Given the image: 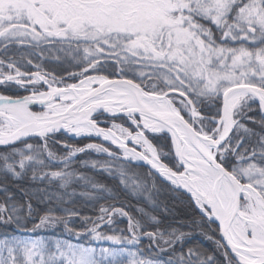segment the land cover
I'll return each instance as SVG.
<instances>
[{"label": "snow or ice", "instance_id": "1", "mask_svg": "<svg viewBox=\"0 0 264 264\" xmlns=\"http://www.w3.org/2000/svg\"><path fill=\"white\" fill-rule=\"evenodd\" d=\"M0 264H264V0H0Z\"/></svg>", "mask_w": 264, "mask_h": 264}, {"label": "trees", "instance_id": "2", "mask_svg": "<svg viewBox=\"0 0 264 264\" xmlns=\"http://www.w3.org/2000/svg\"><path fill=\"white\" fill-rule=\"evenodd\" d=\"M97 179H100L103 182H106V183H109V184L112 183V181H110L106 176L97 175ZM203 243L205 244L206 247H209V248L211 247V245L207 241H204Z\"/></svg>", "mask_w": 264, "mask_h": 264}]
</instances>
